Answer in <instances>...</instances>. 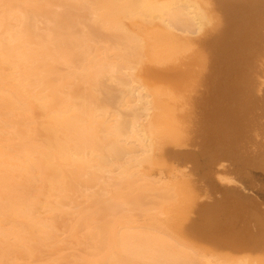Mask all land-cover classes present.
<instances>
[{
	"label": "bare ground",
	"instance_id": "bare-ground-1",
	"mask_svg": "<svg viewBox=\"0 0 264 264\" xmlns=\"http://www.w3.org/2000/svg\"><path fill=\"white\" fill-rule=\"evenodd\" d=\"M195 107L225 186L205 219L264 245V204L221 165L264 176V0H0V264L67 259L72 219L73 264H227L175 233L182 186L151 171Z\"/></svg>",
	"mask_w": 264,
	"mask_h": 264
},
{
	"label": "rangeland",
	"instance_id": "rangeland-1",
	"mask_svg": "<svg viewBox=\"0 0 264 264\" xmlns=\"http://www.w3.org/2000/svg\"><path fill=\"white\" fill-rule=\"evenodd\" d=\"M40 1L46 2V0ZM61 10L62 9L59 11ZM41 27H44V25L41 24ZM149 59L150 58L146 61L149 62ZM60 69H65V66H61ZM177 95L179 94L176 93L174 96ZM172 97L168 92V95L165 93V96H162V99H164L165 102H168L172 101ZM197 111H200V108L197 110L195 107V110L193 109V111H190V115L194 114L187 119L188 121L186 120L185 124H183V134H181L180 141L177 139L168 143L165 151L160 155V157L162 156L159 161L160 164L151 170L153 175H155L154 177H163L165 181L167 180L166 182L172 177L174 180L172 182L174 184L178 182V186H182L179 188V192H182L181 194L183 195V197L181 196V204L179 205L178 210L180 216L178 215L174 220L173 230L176 234H180L181 237L183 236L184 241L192 244V246L194 245L200 252L209 254L211 260L214 258V260H221L227 264H236L239 261L246 259L250 264H264V245H257V247L252 245L250 246L251 249L248 247L247 250H236V248L232 247L230 243L225 242L221 232H214L212 227L209 226L210 223L205 219L209 209H211V205L214 207L216 202L218 203V201L223 199V190L225 186L221 185L217 179L216 173L219 170V167L214 168L209 159V148L212 145V142L210 141L209 143L208 140L210 134L215 137L216 133L211 131V129L214 127L216 128L217 126L215 124L209 129L208 125H204L207 121L204 120L203 114L201 112L197 113ZM200 117L203 118L201 119ZM208 123L209 122H207V124ZM180 125L182 124H179V127ZM205 130L213 133L210 132L209 134V132H206ZM217 143L214 141L213 145H217ZM217 147H219V145H217ZM222 164L226 165L228 174L235 180V183H238L233 184L228 188L234 189L238 193L256 199L264 204V189L262 190V185L264 186V176L261 172L253 171L252 177L250 178L253 179V181L250 182V179H246L243 172L241 174V171H239L238 168L239 166L234 164L232 160H227L226 162L221 163V165ZM220 186H223V189ZM72 220L70 221L71 223L75 222ZM70 222L65 225L66 228L64 227V229L62 228L61 230L62 234L64 232V237L61 234L62 237H60V239L64 242L61 240V245H59L62 247L67 246L69 248L68 251L66 250V252L64 251V253H62L67 259H62L60 257L61 255L55 254L54 251L50 249L51 252L46 248L43 249L41 254L26 257L25 259L19 260L16 264H73L75 261H78V259H82V257L90 258L89 255L92 254L91 250L86 247V243L82 244L84 242H79L80 236L83 232H78L79 234H77L76 237L79 238V240L70 236V233H72L71 225L72 227L75 225ZM67 226L70 228V232L67 231L69 229ZM82 237L83 236H81V239ZM75 240H78V243Z\"/></svg>",
	"mask_w": 264,
	"mask_h": 264
}]
</instances>
